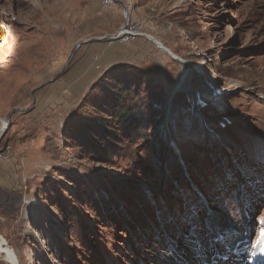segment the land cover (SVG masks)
Masks as SVG:
<instances>
[{
	"label": "rangeland",
	"instance_id": "374dc122",
	"mask_svg": "<svg viewBox=\"0 0 264 264\" xmlns=\"http://www.w3.org/2000/svg\"><path fill=\"white\" fill-rule=\"evenodd\" d=\"M11 110L0 235L19 264L230 259L221 235L264 218V0H0Z\"/></svg>",
	"mask_w": 264,
	"mask_h": 264
},
{
	"label": "bare ground",
	"instance_id": "6f19581e",
	"mask_svg": "<svg viewBox=\"0 0 264 264\" xmlns=\"http://www.w3.org/2000/svg\"><path fill=\"white\" fill-rule=\"evenodd\" d=\"M110 2L111 0H105L106 4H110ZM125 32L127 31L125 30L123 33ZM2 121L4 122L5 120L2 119ZM221 238L223 242L219 243V245L222 244L223 246L225 244V247L230 248L228 249L229 250L228 252L232 251L230 257L234 258L235 262L233 261V263L231 264H264V239L260 240L261 241L260 243H256V244L253 243V245L252 244L249 245V240H248L249 235L245 230H240L232 235L222 234ZM2 239L3 238L0 235V252L6 253L12 264H19V259L17 254L13 250L5 247L3 245ZM243 251H245L246 256H243ZM241 258H244V260L240 261ZM199 261L202 262V264H229L223 259L218 257L212 260V258L208 253L204 256L203 259H200Z\"/></svg>",
	"mask_w": 264,
	"mask_h": 264
},
{
	"label": "water",
	"instance_id": "95a60500",
	"mask_svg": "<svg viewBox=\"0 0 264 264\" xmlns=\"http://www.w3.org/2000/svg\"><path fill=\"white\" fill-rule=\"evenodd\" d=\"M126 24L123 25L115 34L113 35H109V36H102V37H92V38H88V39H85L83 42H80L76 45V47L74 48V50L72 51V53L70 54V57H69V61H71L76 49L82 44V43H87L89 41H92V40H104L106 38H109V37H112V38H118L125 30H126ZM149 38H151L161 49L165 50L166 52H168L171 56H173L174 58L176 59H179L181 60V58L177 55H175L169 48H167L165 45H163V43H161L160 40H158L157 38L151 36V35H148ZM12 112L13 110H11L9 112V114L7 115V117L5 118V121L3 122L2 119L0 118V121L3 122V126L0 130V143L1 141L3 140L5 134L7 133L8 129H9V126H10V118H11V115H12Z\"/></svg>",
	"mask_w": 264,
	"mask_h": 264
},
{
	"label": "crops",
	"instance_id": "0c3cea01",
	"mask_svg": "<svg viewBox=\"0 0 264 264\" xmlns=\"http://www.w3.org/2000/svg\"><path fill=\"white\" fill-rule=\"evenodd\" d=\"M125 1H128V0H125ZM92 41L101 42L102 40H92ZM95 49H101V53L99 57L101 58L102 65H106L107 63H109V56L111 55V52L108 49L106 50L104 48L95 47ZM113 52H112V57H113Z\"/></svg>",
	"mask_w": 264,
	"mask_h": 264
},
{
	"label": "built area",
	"instance_id": "2783aa9c",
	"mask_svg": "<svg viewBox=\"0 0 264 264\" xmlns=\"http://www.w3.org/2000/svg\"><path fill=\"white\" fill-rule=\"evenodd\" d=\"M131 30H133V31H131ZM126 31L127 32H125V33H123L122 35H126V37L128 38V39H130V38H133L135 35H136V33H135V31H134V28H132V27H127V29H126ZM121 36V35H120ZM120 37H118V38H112L111 37V39L112 40H117V39H119Z\"/></svg>",
	"mask_w": 264,
	"mask_h": 264
},
{
	"label": "snow or ice",
	"instance_id": "6c2138e0",
	"mask_svg": "<svg viewBox=\"0 0 264 264\" xmlns=\"http://www.w3.org/2000/svg\"><path fill=\"white\" fill-rule=\"evenodd\" d=\"M262 221H264V218H261ZM262 236H264V232L261 233ZM261 241H257V243H260Z\"/></svg>",
	"mask_w": 264,
	"mask_h": 264
}]
</instances>
